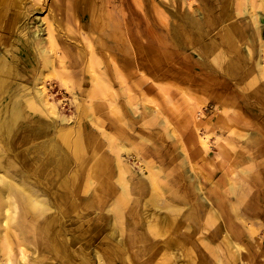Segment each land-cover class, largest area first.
<instances>
[{
    "label": "bare ground",
    "instance_id": "obj_1",
    "mask_svg": "<svg viewBox=\"0 0 264 264\" xmlns=\"http://www.w3.org/2000/svg\"><path fill=\"white\" fill-rule=\"evenodd\" d=\"M159 5L167 18L142 22L128 0H0V264H242L244 246L261 244L260 229L241 212L248 215L238 185L226 180L224 189L214 187L194 171L182 146L170 161L177 168L151 163L146 125L167 124L160 140L174 142L176 130L160 119L168 110L174 117L184 112L194 155L209 152L211 133L199 134L203 110L187 92L173 93L169 107L143 104L138 113L127 95L138 72L136 87L145 92L162 79L180 93L175 63H185L170 60L198 40L199 55L218 69L224 70V57L251 62L264 81V12L254 3L242 6L241 22L231 25L244 41L237 48L224 36V10L212 18L185 0H157L147 13H158ZM205 24L221 30L209 37ZM54 85L72 96V123L52 102ZM242 124L229 130L245 147L264 134V119L257 130ZM136 125L139 132L130 134ZM138 139L149 143L143 159L134 156L133 149L144 147ZM133 158L137 171L127 162ZM260 166L250 193L264 192V160ZM263 201L254 192L250 207ZM242 236L245 243L237 240Z\"/></svg>",
    "mask_w": 264,
    "mask_h": 264
},
{
    "label": "rangeland",
    "instance_id": "obj_2",
    "mask_svg": "<svg viewBox=\"0 0 264 264\" xmlns=\"http://www.w3.org/2000/svg\"><path fill=\"white\" fill-rule=\"evenodd\" d=\"M52 1L57 0H44V5L50 4ZM86 1L87 3L91 1L95 3L96 0H85V3ZM128 1L131 10L139 15L140 18L142 17V22H149V20L155 22L167 16L166 13L162 12L163 7L161 5L156 8L159 10L158 13H147V8L152 2H154V4L155 2L157 3V0ZM251 3L255 4L258 11L264 12V0H185L186 7H191L193 10L198 8L205 15L211 16L212 18H215L216 14L221 10H224V36L228 33L229 36L233 37L234 44L235 41L237 42V48L243 46L244 41L243 38L238 36V31L234 27H231V25L234 21L241 22L242 6H248ZM143 10L145 11L144 14L141 13ZM46 12L44 14H46ZM230 16L231 19L226 21L227 24L225 25L226 18ZM220 30L221 29L217 26L213 27L205 24L202 32L210 37L214 36V34L216 32L218 33ZM74 31L79 32L77 29H74ZM75 34H77V32H75ZM200 48H202V45H200V40H198L191 45L192 50L190 51L184 50L185 52H183L181 51L182 49L174 51L175 56L170 61H173V64L177 60H181V62L185 63V65L175 63L174 71L181 73V76L176 79L177 86L180 88V93L167 88L165 86L166 80L162 79L155 80L153 86L149 88V92H145L148 90L136 87L141 75V73L138 72L136 77H132L128 81L129 88L127 96L130 98V104L137 107L136 113H138L142 111L140 106H143V104L150 106V108L152 107L154 110L162 106L169 107V101L173 93L178 98L181 97L183 90L187 92L188 98L192 100L191 102L195 106H199V111L203 110L200 116L202 125L199 134L203 136L206 132L211 133L208 137L209 152L203 156L194 155L196 147L190 133V129L192 128L190 123L185 120L182 121L184 112H177L174 117L170 115L171 110H168L160 115V119H164L166 123H169V125L176 130L174 142L167 138H162L165 140L162 142L160 140V135L164 133L167 124L164 123L163 126H159L156 122L152 121L146 125L149 128L147 129L148 133H151L148 134V136L153 140L152 145H154L151 163L165 166L174 159V155L183 147L190 156L194 171L198 174H207V178L211 180L214 187L219 186L220 190L222 187L224 189L226 180L238 185V192L243 194L241 201L244 204L242 205L246 206L248 215H246V211L241 210V212L244 213V216L249 218L253 227L260 229L259 237L261 242V244L251 248L244 246V251L241 254L242 264H264V201L250 207L253 193L256 192L264 197V192L261 190H253V193H250L249 190H252L255 185L252 180L253 175L257 172V169L262 170V167H258V164L261 160H264V151H259L257 140L264 143V134L256 135L255 140H252L249 146L245 147L241 145L243 144L240 143L241 139L232 135L229 130L230 124L232 125L230 128L232 130H234V128H244L242 122H250L251 128L249 127V129L257 130L258 123L264 119V81L258 78V73L253 69L251 62L245 65L241 60L230 61L228 57H224V70L222 71L215 67L207 56L199 55L197 51L200 50ZM199 56H203L202 58L207 61L209 66L217 68L219 71L218 75H213L207 67L202 66ZM166 65L167 67L169 66V64ZM74 68L80 70V67ZM191 79L196 82L191 81ZM206 80L209 82H204ZM73 81H76L75 83H80L81 80L79 78H74ZM113 90L118 91V87L114 86ZM49 94L51 95L52 102L57 106L59 113L64 115V117L72 123L76 113L74 112L73 114L75 103L71 102L72 96L62 88H57L55 85L52 89H49ZM118 96L119 103L125 105V100L123 98L124 94L120 93ZM224 97L226 100L225 104ZM79 99L81 98L79 97ZM155 114L156 113H154L152 117H155ZM228 115H230L229 119L231 121L227 123L226 118ZM150 118L151 117H146L144 122H148ZM156 118L158 119V117ZM251 118H260V120L252 122ZM39 123L42 125L41 122ZM135 127L136 131L130 132V134L135 135V133L139 132V129H141L139 125ZM141 133L147 135L146 132ZM152 135L153 137H151ZM254 141L256 146L252 147L251 143ZM139 142L142 143L144 147L140 150H138V148L133 149L135 154L133 155L138 159H143V155L148 153L147 148L149 143L138 139V143ZM218 145H222V152L219 151ZM136 146H138V144ZM122 154L123 159L126 158L124 153ZM127 162L133 170L137 171L138 163L135 158L127 159ZM170 166L177 168L178 163H171ZM229 198L231 201L235 200L232 195H230ZM229 223L231 222H228V224ZM241 231L243 234L245 233L244 229H241ZM237 240L240 243L246 242L244 236Z\"/></svg>",
    "mask_w": 264,
    "mask_h": 264
}]
</instances>
